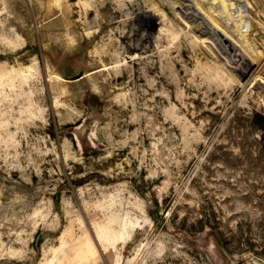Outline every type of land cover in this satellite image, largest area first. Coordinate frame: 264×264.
I'll return each instance as SVG.
<instances>
[{
    "label": "rangeland",
    "instance_id": "1",
    "mask_svg": "<svg viewBox=\"0 0 264 264\" xmlns=\"http://www.w3.org/2000/svg\"><path fill=\"white\" fill-rule=\"evenodd\" d=\"M0 264H264V0H0Z\"/></svg>",
    "mask_w": 264,
    "mask_h": 264
},
{
    "label": "bare ground",
    "instance_id": "2",
    "mask_svg": "<svg viewBox=\"0 0 264 264\" xmlns=\"http://www.w3.org/2000/svg\"><path fill=\"white\" fill-rule=\"evenodd\" d=\"M220 1H222V3H223L224 0H220ZM218 4H219V3H218ZM218 6H219V5H218ZM77 13H78L81 17L84 16V10H83V9H82L81 11H78ZM72 15H73V13H72ZM81 17H80V18H81ZM163 17H164V15H163ZM210 24H211V23H210ZM219 28H220V27H219ZM208 30H209V29H208ZM215 30H216V29H215ZM163 31H164V29H162V28L159 29V33H160L159 36H163V34H161V32H163ZM206 31H207V28H206ZM210 36H211V35H210ZM212 40H213V39H212ZM100 53H101V55H103V56L105 55V52H104V51H101ZM216 53H217V52H216ZM216 55H217V54H216ZM220 63H222V62H220ZM220 63H219V64H220ZM219 67H220V65H219Z\"/></svg>",
    "mask_w": 264,
    "mask_h": 264
}]
</instances>
